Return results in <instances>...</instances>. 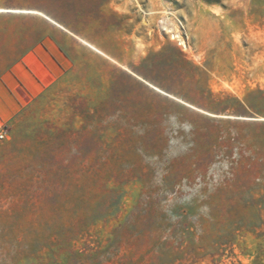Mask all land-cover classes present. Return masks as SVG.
<instances>
[{
    "label": "rangeland",
    "instance_id": "obj_1",
    "mask_svg": "<svg viewBox=\"0 0 264 264\" xmlns=\"http://www.w3.org/2000/svg\"><path fill=\"white\" fill-rule=\"evenodd\" d=\"M0 119V264H264V0H0Z\"/></svg>",
    "mask_w": 264,
    "mask_h": 264
},
{
    "label": "bare ground",
    "instance_id": "obj_2",
    "mask_svg": "<svg viewBox=\"0 0 264 264\" xmlns=\"http://www.w3.org/2000/svg\"><path fill=\"white\" fill-rule=\"evenodd\" d=\"M2 10V9H1ZM4 10V9H3ZM5 11H12V13H20V12H24L25 14H31V15H37L39 17L44 18L45 20H47L48 22H50L51 24L67 31L69 33V31L62 25L60 24L57 20H55L52 16H50L49 14L40 11V10H36V9H29V10H23V9H6ZM168 20V23H167ZM161 24L163 25V27H165V30L170 34L171 38L175 41V32L174 30L177 29L176 25L174 23H170L169 19H165L163 17V19L161 20ZM76 37V36H75ZM83 44L87 45L88 47H90L91 49L95 50L96 52L100 53L103 56H106L107 58H110L103 50H101L100 48H98L95 44L90 43L88 40L82 38V37H77ZM181 46L183 49H187V43L185 41L184 45H179ZM111 59V58H110ZM126 71H128L129 73L133 74L134 76H136L138 79H140L142 82H144L147 86H149L150 88H152L153 90L161 93V94H167L165 93L162 89H160L159 87H157L156 85H154L153 83L137 76L136 74H134L130 69L124 67ZM262 119V118H259ZM263 120V119H262Z\"/></svg>",
    "mask_w": 264,
    "mask_h": 264
},
{
    "label": "built area",
    "instance_id": "obj_3",
    "mask_svg": "<svg viewBox=\"0 0 264 264\" xmlns=\"http://www.w3.org/2000/svg\"><path fill=\"white\" fill-rule=\"evenodd\" d=\"M164 18L168 19L167 17H164ZM161 20H160V24H161ZM176 27H177V29L174 30V32H175V42L178 45H184V43H185V40H184V37H183L184 27L180 23L177 24ZM7 134H8V126H7V124H5L0 119V141L5 140L7 138Z\"/></svg>",
    "mask_w": 264,
    "mask_h": 264
}]
</instances>
